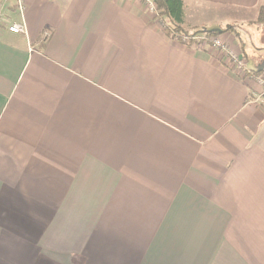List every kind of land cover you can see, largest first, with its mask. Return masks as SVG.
Segmentation results:
<instances>
[{"label": "crops", "instance_id": "0c3cea01", "mask_svg": "<svg viewBox=\"0 0 264 264\" xmlns=\"http://www.w3.org/2000/svg\"><path fill=\"white\" fill-rule=\"evenodd\" d=\"M183 1L257 72L264 0ZM206 41L141 0H0V264H264V104Z\"/></svg>", "mask_w": 264, "mask_h": 264}, {"label": "trees", "instance_id": "16d2710c", "mask_svg": "<svg viewBox=\"0 0 264 264\" xmlns=\"http://www.w3.org/2000/svg\"><path fill=\"white\" fill-rule=\"evenodd\" d=\"M157 17L162 21L164 32L173 39L184 41L187 44L199 43L201 40L210 39L217 34L202 31L196 26H188L184 20V1L183 0H153ZM256 22L264 25V8L259 11ZM235 32L233 26L222 29L223 32ZM199 39V40H198ZM258 72V71H257ZM254 71V73H257Z\"/></svg>", "mask_w": 264, "mask_h": 264}, {"label": "built area", "instance_id": "2783aa9c", "mask_svg": "<svg viewBox=\"0 0 264 264\" xmlns=\"http://www.w3.org/2000/svg\"><path fill=\"white\" fill-rule=\"evenodd\" d=\"M141 1L144 2L147 9L151 13H154L156 11L154 3L151 0ZM15 3L18 13L21 17H23L25 0H15ZM9 31L13 33H24L25 25L23 21L13 23L11 26H9ZM209 44L213 49L214 54H216L220 58H223L229 68H231V70H233L236 74H238L239 76H253L255 78V82L252 88L254 102L264 104V70L257 73H252L251 71H248L246 68V60L244 56L239 52H234L233 50H231L229 45L223 39H220L219 36H214L210 38Z\"/></svg>", "mask_w": 264, "mask_h": 264}, {"label": "rangeland", "instance_id": "374dc122", "mask_svg": "<svg viewBox=\"0 0 264 264\" xmlns=\"http://www.w3.org/2000/svg\"><path fill=\"white\" fill-rule=\"evenodd\" d=\"M154 7H155V5H154ZM259 11H260V9H259ZM157 12V11H156ZM213 14L214 13H212V12H208V11H205V12H203V13H199V14H196V13H193L192 14V16H191V21L192 22H198L201 18H206V19H212L213 18ZM246 15H247V19H252V17H249V14L248 13H246ZM258 16H259V12H258ZM258 16H257V18H258ZM159 22H160V24H162V26L164 27L165 25L162 23V21L161 20H159ZM255 22H256V20H255ZM186 25H188V26H192V25H190V24H188V23H185ZM197 27V26H196ZM262 27L264 28V25H262ZM199 29H201L202 27H198ZM243 28L244 29H247L246 28V26H243ZM217 36H219V35H217ZM214 37V36H213ZM212 38V37H211ZM220 39H222L221 37H219ZM209 40L210 39H207V41L206 42H208L209 43ZM248 65L251 67H253V69L255 68V66L253 65V63H252V60H251V57H248ZM253 75V74H252ZM249 77H251L253 80H254V82H255V78L253 77V76H249Z\"/></svg>", "mask_w": 264, "mask_h": 264}, {"label": "water", "instance_id": "95a60500", "mask_svg": "<svg viewBox=\"0 0 264 264\" xmlns=\"http://www.w3.org/2000/svg\"><path fill=\"white\" fill-rule=\"evenodd\" d=\"M202 31H205V32H206V31H208V32H212V33H215V34H217V35L222 34V30L219 29V28H213V29L202 28ZM256 70H257L258 72L264 70V63H262L261 65H259V66L256 68Z\"/></svg>", "mask_w": 264, "mask_h": 264}]
</instances>
